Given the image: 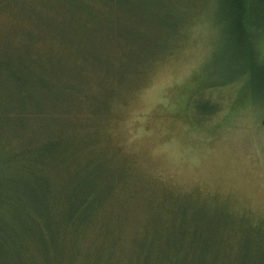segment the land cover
Wrapping results in <instances>:
<instances>
[{
  "label": "rangeland",
  "instance_id": "374dc122",
  "mask_svg": "<svg viewBox=\"0 0 264 264\" xmlns=\"http://www.w3.org/2000/svg\"><path fill=\"white\" fill-rule=\"evenodd\" d=\"M130 4L0 0V182L64 216L91 192L70 264H179L211 229L204 260L246 264L264 248L262 5L247 47L223 0ZM47 145L22 176L17 157Z\"/></svg>",
  "mask_w": 264,
  "mask_h": 264
},
{
  "label": "trees",
  "instance_id": "16d2710c",
  "mask_svg": "<svg viewBox=\"0 0 264 264\" xmlns=\"http://www.w3.org/2000/svg\"><path fill=\"white\" fill-rule=\"evenodd\" d=\"M101 1L113 11L117 9L125 15L131 9L130 0ZM259 4L264 11V0H223L224 10L227 11L225 21H231L234 37L241 40V44L245 42L244 45L246 44L247 47L248 24L253 22L254 16L260 11ZM262 15L264 16V12ZM262 19L264 26V17ZM112 33L114 34L113 31ZM211 113H205V115ZM45 147L41 149L42 153L31 154L30 150H26L17 157L18 169L22 176L33 177L35 167H38L35 166L36 164L41 166L48 163L51 156H57V147L52 145ZM10 182H16L19 189L13 190L10 185H3L0 182V264H70L74 262L76 257L72 246L73 239L78 233L77 228L83 223L88 224L96 211L91 192L81 194L75 200L70 198V210L66 212L67 217L64 216L66 202L60 200L57 195H53L49 200H42L33 195L32 186L28 182L21 179L18 181L11 179ZM202 226L200 230L205 231L207 226ZM71 228H76L75 233L71 232ZM215 233L216 231L211 229L209 237L203 238L200 235L193 241L189 237L187 241L189 244L185 247L183 245L185 259L179 264H210L204 258L211 254L208 245ZM69 237L71 241L68 242ZM261 247H254L255 250L252 255H249L246 264L257 262L259 259L264 260L263 256H260L264 253L262 252L264 248ZM198 254L199 261H196ZM89 260L93 264H105L97 258Z\"/></svg>",
  "mask_w": 264,
  "mask_h": 264
}]
</instances>
